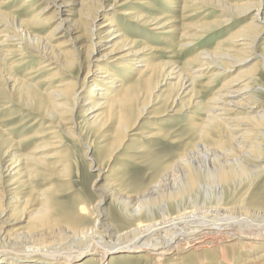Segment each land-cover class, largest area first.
<instances>
[{
	"label": "bare ground",
	"instance_id": "6f19581e",
	"mask_svg": "<svg viewBox=\"0 0 264 264\" xmlns=\"http://www.w3.org/2000/svg\"><path fill=\"white\" fill-rule=\"evenodd\" d=\"M102 1L79 0L76 4L75 0L61 3L52 0L48 6V0H23L30 8L32 3L46 2L48 5L44 4L42 11L52 9L51 19H60L63 8L77 6V9L68 8L70 20L68 17L64 21L79 25L67 27L75 31L73 42L86 38L78 47L79 52L83 51L85 61L82 63L85 62L86 70L79 93L85 78L100 75L99 80L90 79L91 94L85 96L82 105H79L77 89L70 88L69 83L54 88L48 86L35 93L26 82L15 79L11 84L12 89L18 87V92L31 98L33 103L26 99L30 109L24 111L31 114L25 115L26 119L17 129L29 128L30 131H24L22 138H13L12 130L16 127L3 129L5 125L0 124V264H264V234L253 227L255 221L264 223V182L259 194L262 201L254 200L251 192L258 180L264 181V106L260 103L254 75L259 66L264 71V38H260L264 31V0H165L171 8L179 4V18L183 24H178L176 16L158 12L154 3L146 0L134 3L144 5L146 14L135 8L124 9L131 0L117 6L119 0H113L101 14L105 17L108 11L118 8V15L125 17L126 25L143 29L154 26L151 30L161 31L162 35H158L161 42L175 39L178 49L186 52L196 47L197 41L208 31H228L256 11L213 51L195 50L183 65L172 61L155 62L157 54L166 53L165 47L157 48L136 39L132 35L137 30L131 32L132 35L125 33L114 10L99 28L94 29ZM202 7L217 11L219 20L186 22L185 18L190 16L186 15L187 10L193 9L190 13L194 14ZM2 13L0 67L7 57L17 56L16 49L22 44L16 35H1V32L14 30L16 25L18 28L24 26V22L16 24ZM73 17L77 20L73 21ZM7 19L10 22L6 23ZM36 19L35 15L28 23H35ZM59 23L55 30L61 27ZM151 30L153 35L158 34ZM31 37L38 42L41 40ZM76 45H72L74 49ZM100 48L103 52L93 59V52ZM49 51L48 55L39 54L37 58L41 59V68L53 70L56 56L60 54H55L51 47ZM252 60L255 61L250 67L221 83L210 98L201 101V91L195 89V81L207 79L205 86H211L224 72L236 65H248ZM71 61H63V64L70 66ZM215 68L223 73L213 72ZM208 73L211 74L205 78ZM1 75L0 85L11 82V78L4 79ZM46 81L42 79L35 85L44 86ZM160 86H168L174 93L168 100L170 106L162 110L161 115L172 113L175 116L180 111L190 112L192 107H198L203 116L194 115V111L189 115L185 135H177L176 127L167 131L164 126L160 127L163 121H155L146 134L147 143L136 147L138 155L145 153L146 161L143 160L146 157L140 156L142 160H138L134 154L125 157L129 162H146L143 163L152 171V176L143 193L138 194L141 200L136 197L133 202L134 196L122 194L116 202L123 207L122 215L126 220H131L129 208L133 207L138 212L143 211L140 215L145 220L133 223L125 232L116 233L110 225L101 222L104 220L100 219L103 217L100 212L95 213L106 195L115 200V194L122 192L119 187L123 186H116L122 180L119 165L113 171L108 169L112 176L98 186L101 200L91 207L92 213H87L88 207H60L51 181H61L67 164L56 154L62 145L57 134L61 132L73 141L75 135L79 136L78 130L74 131L76 116L72 115L70 107L80 108L77 116L84 118L81 120L98 141V149L106 152L96 164L99 173H103V163H108L120 152L125 134L133 130L144 108L157 101L148 103L142 99L156 88L159 95L166 93L160 91ZM174 106L179 108L173 110ZM218 110L222 112L217 113ZM34 115L37 116L35 124L25 127ZM158 137L171 140V145L182 144L181 150L169 159H159L156 154L149 156L155 149H148V146ZM3 171L7 175L3 176ZM240 186L244 189L235 196L236 187ZM93 214H96L94 220Z\"/></svg>",
	"mask_w": 264,
	"mask_h": 264
},
{
	"label": "rangeland",
	"instance_id": "374dc122",
	"mask_svg": "<svg viewBox=\"0 0 264 264\" xmlns=\"http://www.w3.org/2000/svg\"><path fill=\"white\" fill-rule=\"evenodd\" d=\"M48 1L50 3L49 5L46 2L44 3L37 2V4L32 3L33 6L32 8H30L23 2V0H0V5L2 4L1 2H3V5L0 6V12L1 13L3 12L2 13L3 16L13 19L14 23L16 24H18L19 22H24V26H22L21 28H18V26L16 25V27H14V30L8 29L9 32H5L4 30L1 32L2 33L1 35H6V34L13 35L14 34L22 42L20 47L16 49L20 55H18V52H17L16 54L17 56L7 57L8 60L1 63L3 65L2 66L3 69L2 67H0L1 68L0 75L2 74L1 77L4 79L11 78L9 80L11 82L9 83L4 82V84H2L3 86L0 85V124L5 125L4 127H2L3 129H8V128L14 129L16 127V129L12 130L14 133L13 138L15 140L22 138L24 131L26 130L30 131L29 128H27L26 130L24 129L18 130L17 128L19 127L18 125L26 119L25 115L31 114V113L24 111V109H27V110L30 109L28 105V101L26 102L27 97H25L24 95H21L18 92L19 91L17 90L18 87L15 90L12 89L11 84L13 83V81H15V79L20 82L21 81L26 82V84L32 89L34 93L39 92V91L41 92L48 86L54 88L58 85H61V84L67 85L69 83L70 88L74 86L75 90L77 89L76 91L79 94L78 97H80L79 105L83 104L85 96L91 94L92 81H90V79L99 80L100 74H96V76L92 75L90 79L85 78L84 80L85 84H83V87L81 90L82 92L79 93V87L81 85L80 83L85 76L86 70L84 68L85 62L82 63L83 60L85 61V59H82V56H84L83 51L79 52L78 47L79 45H81L82 41L86 40V38H83V40H80L77 43L73 42L75 31L67 30V27L71 29L73 26L75 28V27H79V25H77V23H76L77 26L75 25V23L72 24L73 23L72 21L71 22L64 21V19H67L69 17L70 12H68V8L77 9L78 7L72 5V6L63 8L64 13L61 15V18H60L63 21H61L60 19H58V17L51 19L52 9L47 8L46 10L42 11V9L44 8V4L51 6L52 0H48ZM64 1L65 0H57V2L59 3L64 2ZM75 1H76L75 2L76 4L79 2V0H75ZM112 1L113 0H103L100 3L101 11L99 12V15L97 16L98 18L96 19L94 23V29L99 28L104 23L106 18L112 13H114L113 12L114 10L116 12L115 13L116 17L120 18V21H121L120 25L124 26L123 29L125 33L130 32L129 34L132 35L131 32L137 30L138 32L132 35L133 37H136V39L148 42L147 43L148 45H151L157 48L165 47L166 53L162 54L161 52L160 53L161 56L157 54V58H155V62H164V61L171 62L172 61L176 65H183V63L193 54V51L195 52V50L196 51L198 50L213 51L214 50L213 48H216L218 43L224 40L225 37L227 38L229 34L235 28L240 27L242 26V24L248 22L250 18L254 16V14L256 13V11L250 12L247 16H245L242 20H240V22L236 21L239 23L229 28L228 31L227 30L219 31L218 29H212L208 31L206 33V36H204L202 39L197 41L196 47L189 48L192 50L188 49L186 52L185 51L181 52L180 49H178L177 47V43H176L177 40L170 38L171 42H168L169 41L168 39L162 40L161 42V40L159 39L160 36H158V35H162V34H159L161 31L151 30L154 26H145V28L143 29V28H138V27L132 28L131 26L126 25L125 17L118 15L119 10H116L118 8H113V10L108 11L107 12L108 14H106L107 17L101 16V14L105 12V9L106 10L108 9L107 6L111 5ZM125 1L126 0H119V2L116 3V6L120 4L121 2H125ZM138 1L139 0H131L130 3L124 6V9L130 10L132 8H135L136 11H140L143 13L145 12L146 14V11L143 8L144 5L141 6V4H134ZM146 1L148 2L152 1L154 3V6L157 7L158 12L159 11L164 12L167 16H176V21L178 22V24L184 23L182 21V18L181 20L179 18L181 17V11L179 12L180 10L179 4L177 5V7L171 8V6H169L168 3L165 2V0L164 1L163 0H154V1L146 0ZM203 8L204 7H202L201 10H197V12H195L194 14L190 13L192 12L193 9L189 11L187 10L186 15H188L189 13L190 16L188 18H185L186 22L194 23L199 20L200 21L202 20V22L211 23V22L219 20L217 11L213 10L210 7L208 8L205 7L207 11ZM35 15L37 17L36 19L37 21L35 23H28L32 19V17H34ZM121 19H123V21ZM8 20L9 19L6 20V23L10 22V20L9 21ZM69 20H70V17H69ZM72 20L73 21L77 20V17H73ZM60 21L61 23H59ZM58 23L61 24V27L58 28V30H55V27L57 26ZM138 24L140 23L137 22V24L135 25L138 26ZM0 29H3V27ZM27 29L29 30L28 31L29 33L27 32ZM150 30L153 31V33H158V34L153 35L151 32H149ZM31 35L34 36L35 38H38V39L40 38L41 40H39V42L38 40L37 41L33 40ZM260 38H264V31L260 34ZM45 44H47L46 48L44 47ZM73 44L74 45L78 44L75 46V49L72 46ZM26 46H29L32 49H29ZM48 46L53 48L54 53L56 52L60 54V55L58 54L59 56H56L57 58L56 65L53 70L41 68V65H42L41 59L37 58L38 56H40L39 54L48 55L50 53ZM102 52L103 51H101V48L98 51L95 50L92 54L93 59L99 57ZM168 56L173 57V59L168 58ZM70 60H72L71 61L72 63L70 64V66H66L63 64V61L68 62ZM254 61L255 60H252L248 65H245V64L236 65L235 67L228 70V72L226 71L224 73L221 69L215 68L214 70L216 71H213V72H217L218 70L220 73H223V74H221L219 77L216 78L215 82L212 83L213 86L211 84H210L211 86H205L207 79H201L199 81L198 80L195 81V89L201 91V96H202L201 101H206L208 98H210L211 93H214L220 87L221 83H223L230 77L234 76L238 72L250 67L254 63ZM210 74L211 73H208L204 77L206 78ZM254 75L256 77V85L257 87H259V98L261 101L260 103L261 105L264 106V71L260 68V66L258 67L257 72L254 73ZM42 79L47 80L45 82L46 85L44 86L35 85L36 83H38V81ZM18 81L17 83H19ZM75 82L77 83L76 86H75ZM37 86H39V88ZM160 87H161L160 91L161 90L166 91L165 94L159 95V91L157 90L158 88H156L155 90H152L150 94H147L146 99L148 101L145 99V97L142 99L148 103L151 100L153 101L157 100V101H156V104L154 105H151L150 103L147 104L148 106L144 108V113L138 117V120L135 123L133 130L125 134L126 137L121 144L122 148L119 150L120 152L118 154L117 153L115 154V156L113 157L114 159L109 160L108 162L109 164L107 163V161L103 163V168H104L103 173H99V171L97 170L96 164L102 161L103 156H105L106 152L98 149V141L93 137L91 132L85 127V125L82 122L84 118L77 116L80 108L77 106L73 108L70 107V110L72 111V115L74 114L73 116H76V121H75L76 124H74V131L77 132L78 130L79 136L77 137L75 135V140L73 141L72 139L68 138V136L66 137L64 134H62L61 132L57 134L59 135L62 141V145L59 148H57L56 154H59L58 158L66 162L65 164H67L66 170L63 174L64 176L61 177V181H51L53 183V189H54L53 194L56 195L57 197L56 202L60 205V207H62L63 209H74L78 207L87 208L88 207L87 208L88 212L86 208H85V211L87 213H92L93 210L91 207L94 205H98V203L101 200L99 191H97L98 186L105 183L110 178V176H112V173L109 172L108 169H111L113 171L114 168L117 167V165H119L121 166L119 173L122 176L121 177L122 180L118 181L116 186L121 184V186L123 187H119V188H121L120 190L122 192L115 194L114 196L115 200H113L110 196L106 195L107 197L104 200H102L101 203H99V206L97 207L98 209L97 208L95 209V213L97 214L100 212V214L103 215V217L100 216V219L104 220L101 222L110 225V227H112V231H115L116 233L125 232L126 230H128V228L133 223L145 220V217L140 215L143 211L138 212L135 210L136 209L135 207L129 208L130 209L129 212L132 211V215H130L131 220L130 221L126 220L124 216L122 215L123 207L120 205V203L116 202L118 201L117 200L118 197L122 194L125 197L134 196L133 198L131 197L133 202L136 201L135 199L136 197L138 200H141L142 198H140L138 194L143 193V190L148 185L149 180L152 176V171L148 168L146 164H144L146 163L144 161H146L147 159L145 153L143 156L146 158H143V156L140 154L138 155L136 147L139 146V144L141 143H144V144L145 142L147 143V140H145V137L147 136L146 134L151 130L152 128L151 125L156 123L155 121H158V120L163 121L162 124H160L161 125L160 127L164 126L163 129L167 131L171 130L172 128L174 129L176 127L175 129H178V131H176L178 133L177 135L179 134L185 135L186 130L184 129L186 126L185 124L188 123L189 115H192L194 111V113H196L194 115L203 116L200 110L198 109V107H192V109H190V112L189 110L187 112L180 111V113L175 116H173L172 113H170L169 116L161 115L162 113L161 111L168 109V107L170 106V102H168V100L172 98L174 93L169 90L168 86H160ZM19 95H21L20 96L21 99H19ZM29 96L31 97L32 95H29ZM15 97L16 98L18 97V99H16ZM156 97H159V98L157 99ZM30 99L31 98L27 100H30ZM23 101H24V104H23ZM30 101H31L30 103H33L32 99ZM178 108L179 106H176L173 110H176ZM216 112L221 113L222 111L218 110ZM13 115H16L14 116L15 118L11 120L10 122L6 123V121H8L7 119H9V117H13ZM34 116H30V119L25 124V127H27L28 125L35 124L34 120L37 116L36 115ZM34 129L35 127L32 128V130ZM138 133H140V136H136ZM2 134L6 138L5 136L6 132ZM170 141L171 140L167 138L163 139V138L158 137L154 141L150 142L151 144L148 146V149L151 148L152 150L153 149L155 150L151 151L149 153L150 154L149 156L152 157V156H155L156 154V157L159 159H169L173 157L174 155L173 153L181 150L182 144H172L171 145ZM262 143H263L262 149L264 152V142ZM48 151L51 152V149ZM132 154H134V158L139 157L138 160H142L143 158L144 163L143 162L139 163L138 160L136 161V163L131 162V161L129 162L128 159H126L125 157H127L128 155H132ZM140 156H142V158ZM90 158L92 160H89ZM118 158L122 159L123 161L119 160L120 161L119 162ZM3 172H4L3 176L7 175L5 171ZM6 179L7 178H4V180ZM263 182L264 181L262 180V178L258 180L257 186L254 187V189L251 191L255 197L254 200H259L258 202L262 201V196L259 194H260V189H261V186L263 185ZM236 188L238 191L235 196L241 194L240 192L243 191L244 186H240V188L238 187ZM133 210H135L136 213ZM262 212H264V210ZM96 214H93L94 216L92 218L93 220ZM248 223L252 225L251 221ZM249 224L247 225L251 226ZM263 224L264 223L262 222L255 221V223L253 222V227L258 228V231L264 234ZM97 228L99 229L98 231H101V227L99 225L97 226Z\"/></svg>",
	"mask_w": 264,
	"mask_h": 264
}]
</instances>
